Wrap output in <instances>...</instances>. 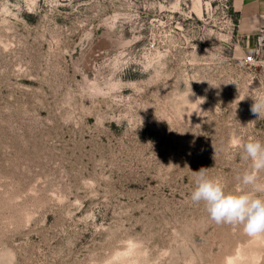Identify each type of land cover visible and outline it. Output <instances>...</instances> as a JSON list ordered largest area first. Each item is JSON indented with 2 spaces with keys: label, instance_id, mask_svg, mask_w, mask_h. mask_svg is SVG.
Masks as SVG:
<instances>
[{
  "label": "rangeland",
  "instance_id": "rangeland-1",
  "mask_svg": "<svg viewBox=\"0 0 264 264\" xmlns=\"http://www.w3.org/2000/svg\"><path fill=\"white\" fill-rule=\"evenodd\" d=\"M238 7L0 0V264H264L189 198L201 168L238 190L264 141V25Z\"/></svg>",
  "mask_w": 264,
  "mask_h": 264
},
{
  "label": "clouds",
  "instance_id": "clouds-1",
  "mask_svg": "<svg viewBox=\"0 0 264 264\" xmlns=\"http://www.w3.org/2000/svg\"><path fill=\"white\" fill-rule=\"evenodd\" d=\"M251 111L261 115L264 100L254 98ZM240 158L248 167L236 177L238 190H229L218 177L209 176L208 169L192 171L191 203L203 205L208 219L218 226L241 228L250 238L264 235V141L249 139L239 145Z\"/></svg>",
  "mask_w": 264,
  "mask_h": 264
},
{
  "label": "crops",
  "instance_id": "crops-1",
  "mask_svg": "<svg viewBox=\"0 0 264 264\" xmlns=\"http://www.w3.org/2000/svg\"><path fill=\"white\" fill-rule=\"evenodd\" d=\"M235 1L237 2V4L240 5V7H238L237 9L242 11L245 18L252 20L255 26V23H259V25H264V22H262L264 19V0Z\"/></svg>",
  "mask_w": 264,
  "mask_h": 264
},
{
  "label": "built area",
  "instance_id": "built-area-1",
  "mask_svg": "<svg viewBox=\"0 0 264 264\" xmlns=\"http://www.w3.org/2000/svg\"><path fill=\"white\" fill-rule=\"evenodd\" d=\"M245 59H246V61L251 62V61L255 60V56H254V54L251 53V54L247 55Z\"/></svg>",
  "mask_w": 264,
  "mask_h": 264
}]
</instances>
